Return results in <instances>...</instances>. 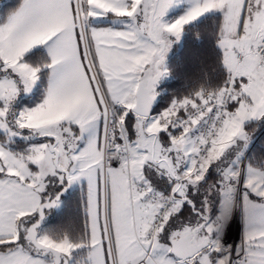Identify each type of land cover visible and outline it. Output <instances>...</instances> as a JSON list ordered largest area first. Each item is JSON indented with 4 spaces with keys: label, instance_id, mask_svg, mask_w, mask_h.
<instances>
[{
    "label": "snow or ice",
    "instance_id": "6c2138e0",
    "mask_svg": "<svg viewBox=\"0 0 264 264\" xmlns=\"http://www.w3.org/2000/svg\"><path fill=\"white\" fill-rule=\"evenodd\" d=\"M173 3L22 0L0 22V64L19 78L0 79V128L7 129L3 118L19 85L30 91L39 79L41 67L24 62L25 53L43 45L50 57L42 65L50 70L46 96L15 123L51 138L25 154L0 146V245H11L0 252V264H43L31 254L33 246L50 253L55 264H68L75 250L84 251L77 264H229V255H219L226 251L215 235L220 220L210 219L207 200L202 210L193 205L199 218L168 233V243L162 244L161 234L185 201L192 204L188 186L203 181L237 141L250 139L247 122L264 118V0H191L188 12L168 23L164 17ZM211 10L223 16L218 43L227 72L224 83L201 87L150 117L155 85L165 74L169 37L179 38L184 25ZM107 13L129 22L122 30L90 28V18ZM116 105L123 109L119 115ZM129 112L136 117L133 140L125 128ZM213 112L211 129L194 138L193 128ZM101 120L102 137L96 135ZM177 127L182 131L173 136L170 129ZM162 132L169 135L167 145ZM113 159L119 167L111 166ZM145 165L168 177V195L154 191ZM49 176L68 184L88 182L85 236L78 241L64 236L57 242L38 235L36 225L24 227L25 218L37 212L43 217V209L59 199H41ZM238 177L236 170L222 173L218 191L223 203L231 202ZM245 188L261 202L244 194L243 255L235 264H264V171L249 167ZM22 230L28 248L19 243Z\"/></svg>",
    "mask_w": 264,
    "mask_h": 264
},
{
    "label": "trees",
    "instance_id": "16d2710c",
    "mask_svg": "<svg viewBox=\"0 0 264 264\" xmlns=\"http://www.w3.org/2000/svg\"><path fill=\"white\" fill-rule=\"evenodd\" d=\"M21 3L22 0H2L0 2V22L9 13L18 8ZM221 24L222 17L220 14L207 13L199 19L184 25L180 43H174L164 55L163 63H165L167 78L163 81L160 80L156 87L157 100L153 109L154 113L168 109L174 101L192 96L201 87L216 88L224 83L227 72L222 63V50L218 45ZM23 59L24 62L33 67H41V72L38 74L39 79L35 85L34 92L28 97L18 98L13 101L14 105L11 109L14 110L10 111L9 118L12 117L11 112L15 113L24 106H29L40 100L47 87L49 69L42 67V65L50 62V57L42 46L39 45L30 49L25 53ZM231 107L233 105L230 104L228 108ZM119 112L121 111L116 109L117 115H119ZM180 114H183V111ZM133 121L134 115L129 112L125 119V128L130 137L135 133ZM245 131L250 137L248 140L249 144L253 143L250 145L246 164L253 168L264 169V118L247 122ZM5 140L6 135L0 133V141L4 142ZM42 140L46 139L40 138L35 141ZM29 142V140L20 139L8 140L5 148L12 153L25 154L28 152L27 146ZM214 172V169L209 168L205 179L195 186L191 185L187 191L188 198L198 210H202L201 206L205 199H208V183L214 181V178L218 176ZM148 179L153 181L154 184H158V190L156 191L159 193L168 195L171 191L172 183L168 179L156 178L151 175H148ZM64 185L65 181L56 183L52 181L49 188L41 193V199L43 200L48 195L54 196ZM213 195L211 216L216 211L218 200L214 193ZM86 203V188L84 186L70 187L66 195L60 197L56 207L45 212L43 224L37 230L38 235L49 236L57 242L64 236L73 241L80 240L85 236ZM177 217L179 218L178 222L183 225L194 223L196 222L195 219H197V216L192 213L186 201L180 211L175 214V218ZM36 218L37 214L35 213L27 222V226L35 221ZM19 243L26 248L29 247L24 239L23 232ZM6 247H11V245H0V251H5ZM31 254L34 255L32 249ZM81 256L83 258L84 251L76 250L73 253L72 260H76ZM44 259L50 260L48 256L44 257Z\"/></svg>",
    "mask_w": 264,
    "mask_h": 264
},
{
    "label": "rangeland",
    "instance_id": "374dc122",
    "mask_svg": "<svg viewBox=\"0 0 264 264\" xmlns=\"http://www.w3.org/2000/svg\"><path fill=\"white\" fill-rule=\"evenodd\" d=\"M1 1L2 0H0V2ZM183 2H187L186 3L187 6L185 8H182V10L180 12H177V10L180 9L179 6L183 7ZM188 3H189V5H188ZM190 7H191V0H174V3L172 4V6L169 8V10L167 12V13H170V14L166 15L164 17L165 22L170 23V16H173V15H175V17H173L174 19L171 22H174L176 19H179L180 17L184 16L188 12ZM95 18H98L96 20H98L99 22H110V24H112V25L120 24V25L124 26V28H125V25L129 22L128 18L116 17L112 13L98 15ZM199 18L200 17H198L197 19H199ZM172 37L174 38V42L175 43H180L181 37H182V33L179 36V38H177L175 36H172ZM163 68L165 70V74L162 75V78H161L162 81L167 78L165 63H163ZM5 77H9V78L16 79V80L19 79L16 76V74L11 72V70H8L7 72H5L3 70V66H0V79H3ZM36 83H37V81H36ZM36 83L33 85V87L31 88L30 91H25L23 89V85L22 84L19 85L20 91H19L18 95L14 98L13 101H15L18 98H22V97L24 98V97L30 96L34 92ZM13 101L10 104H12ZM22 109H23L22 112H24L26 110H31V108L29 106H24ZM20 113H19V115H20ZM183 115H184V113H183ZM12 117H13V122H11L9 116H8V118L6 120H4L5 121L4 123L7 125V129L6 128H0V133H3V134L6 135V140L4 142L0 141V146H4L5 147V145H7V141L8 140H13V139L29 140L30 142H29L27 147H28V151H30V149L32 147L48 142L47 140H42V141H38V142L32 141L31 140V135H30L29 132H27V131H25L23 129H19L18 127L14 126V125H16L15 122H16V119L19 116H12ZM98 126H99V123H98L97 127ZM8 130H11L12 132H16L17 134L16 135H11ZM38 134H39V132H38ZM127 136H128V133H127ZM128 138L130 139V136H128ZM117 142H122V141H119V139H118ZM252 144L253 143L249 144V142H248V145L245 147V149L244 148H243L244 150L242 149L241 153L239 154V159H238V162H237V165H236L237 166V170L239 172V177L237 178V182L235 183V192L232 195L233 213H232L231 217L229 218V220H230L229 221V226L231 227V234L229 235L228 243H227V245L224 248L227 251V254L230 257L229 264H235V262L243 255V253H242V251H241V249L239 247L241 245V243H242V232L241 231H236V229H237V223L238 222L241 223V215L245 217L244 221H245V224H246V213H245V209H244V194L247 193L248 196H249V199L252 200V201H255L257 203L261 202V198L260 197L255 196L247 188H245V181H246L247 176H246L245 179H243V177H244L243 176V170L245 169L246 166H247L246 167V173L248 174L249 165L246 164V157H247L248 151H249V149L251 147L250 145H252ZM229 155H232V154H229ZM116 161L117 160H115L114 164L116 163ZM30 167L32 168L33 171L37 170L35 165H31ZM255 169L260 170V171H264V169H258V168H255ZM52 181L54 183H56V182H60V179L57 176H49V177H47L46 180H45V190L44 191H46L49 188V185H50V183ZM219 182H220V180H218V183L215 184V185H219ZM70 187L73 188V187H77V186L75 185V183H72V184H70ZM86 194H87V198H88V186H87ZM207 196H208L209 200L205 199V198L204 199L207 200L208 202L210 201L208 203V209H209L210 217L213 218L215 213H216V211H215V213L211 216V211H212V207H213L212 202H213V199H214V197H213L214 195H213V193H211V194L208 193ZM255 197L258 200H254ZM222 201L223 200H221L219 205H218L219 212H218L217 216L214 218V220L219 219L220 220V224L223 223L226 220V218H227V216L229 214V205H228V203L225 204ZM215 210H216V208H215ZM225 238L226 237H220V242L222 241L223 245H224V242L226 240ZM74 252H76V250ZM238 253H239V255H238ZM72 258L69 259V264H77L78 261H82L83 260L82 256L79 257L76 260H72ZM46 261L48 262V264H51L50 260L46 259Z\"/></svg>",
    "mask_w": 264,
    "mask_h": 264
},
{
    "label": "crops",
    "instance_id": "0c3cea01",
    "mask_svg": "<svg viewBox=\"0 0 264 264\" xmlns=\"http://www.w3.org/2000/svg\"><path fill=\"white\" fill-rule=\"evenodd\" d=\"M187 2H183V7H181V6H179L180 7V9L179 10H177V12H180L181 10H182V8H185L186 6H187V4H186ZM188 5H189V3H188ZM207 13H218V14H220L221 15V17H222V19H223V16H222V13L219 11V10H211V11H209V12H206V13H204V14H202L200 17H202L203 15H205V14H207ZM170 13H167L166 15H169ZM173 17H175V15H173V16H170V22L174 19ZM96 19H98V18H95V17H92V18H90L89 19V26H90V28H94V29H112V30H122V29H124V26H122V25H120V24H118V25H112V24H110V22H99L98 20H96ZM193 22V21H192ZM169 39H170V41H171V43H170V46L168 47V48H170L175 42H174V38L172 37V36H170L169 37ZM218 45H219V43H218ZM40 46H42V48L47 52V48L45 47V46H43V45H40ZM36 47V46H35ZM34 48V47H33ZM47 54H48V52H47ZM0 66H3L2 64H0ZM49 76H50V70H49V73H48V80H47V87H46V91H45V93H44V95H43V97L40 99V100H38V101H36L35 103H33V104H31V105H29V107L31 108V109H34L35 107H37L40 103H42L43 102V100H44V98H45V96H46V92H47V88H48V85H49ZM161 78H162V76H161ZM161 78L159 79V81H158V83L160 82V80H161ZM158 83L156 84V86H155V96H156V100H157V92H156V87H157V85H158ZM13 103L12 104H10L9 105V108H8V112H7V114H6V116L3 118V122H5L4 120H6L7 118H8V116H9V113H10V111L12 110L11 108H13ZM232 108L233 107H231V108H229V110H232ZM116 109H119V111H123V109L120 107V106H118V105H116V106H114V111H115V113H116ZM153 109H154V107L152 108V111H151V113H150V117H156V116H158V115H160L163 111H165V110H163V111H161V112H159V113H154L153 112ZM14 110V109H13ZM12 110V111H13ZM22 110L23 109H21V110H19V111H16L15 113L14 112H11L12 113V116H19V113L20 112H22ZM121 112H119V113H121ZM132 113V112H131ZM133 115H134V121H133V126L135 125V123H136V117H135V114L134 113H132ZM117 115V114H116ZM180 115H182V114H180ZM10 120H11V122H13V117H11L10 118ZM15 127H17L16 125H14ZM135 129V128H134ZM23 130H25V131H27V132H29L30 133V135H31V140L32 141H35V140H37V139H40V138H44V139H46L47 141H50L51 139H49L48 137H45V136H41L40 134H38V131H32V130H29V129H23ZM73 130H74V132L76 133V134H79V129H78V127H76V126H74L73 125ZM103 130H104V122H103V120H101L100 122H99V126L96 128V135L97 136H100V137H102V135H103ZM182 131V129L181 128H174V129H170V132H171V134L173 135V136H175V135H179L180 134V132ZM89 134L88 133H85V138H87V136H88ZM135 136H136V131H135V133H134V135L133 136H131L130 137V139L129 140H133V139H135ZM160 139H161V142H162V144H165V145H167L168 144V142H169V135H168V133H164V132H162L161 134H160ZM37 142V141H36ZM83 144H84V141L82 140L81 141V147L83 146ZM248 145V142H245V141H237V143L236 144H234L231 148H229L227 151H226V153L224 154V156L219 160V161H217V162H215L211 167H210V169H214V171L216 172V174H218V176L217 177H215L214 175H213V177H215L214 178V181H210V183H208V193H214L215 194V196H217L218 197V200H217V206H216V213H215V215H214V217L213 218H211L210 217V215H209V211H208V215H209V217H210V219H212V220H214V218L217 216V214H218V212H219V209H218V205H219V203H220V201L221 200H223V197L220 195V193H219V191H218V189H219V186L220 185H215V184H217L218 183V180H222L221 178H222V173L225 171V170H227V169H232V170H236V171H238L237 170V162H238V159H239V154L241 153V151H242V149L244 148L245 149V147ZM243 149V150H244ZM229 154H232V155H229ZM226 155V156H225ZM225 157V158H224ZM119 164H120V161L117 159V161H116V163L112 166V167H114V168H116V167H119ZM247 167V166H246ZM246 167H245V169L243 170V179H245L246 178ZM249 167H251V166H249ZM214 172V173H215ZM144 175H145V178H146V180L151 184V186H152V188L154 189V190H158L157 188H158V184H154L153 183V181H151L150 179H148V175H151L152 177H161V178H166V179H168V177H166L165 175H163L162 173H160V172H158L157 171V169L156 168H153V167H149L148 165H145V168H144ZM168 181H169V179H168ZM237 182V181H236ZM235 182V183H236ZM75 183V185L78 187V186H84L85 188H86V190H87V186H88V182H87V180L86 179H81V180H79V181H76V182H74ZM191 187V185H189L188 186V189ZM189 200H190V198H188ZM202 200V199H201ZM254 200H258V199H256V197L254 198ZM187 202V201H186ZM188 203V202H187ZM189 204V203H188ZM192 204L194 205V203L192 202ZM228 205H229V214H228V216H227V218H226V220L223 222V223H221L220 225H219V227L217 228V231H216V233H215V235H216V237L220 240V237H226L225 239V242H224V248H225V246L227 245V243H228V240H229V235L231 234V227L229 226V218L231 217V215H232V213H233V206H232V199H231V202L230 203H228ZM189 207L191 208V211H192V213L193 214H195L196 216H197V219L199 218L198 217V214L195 212V211H193V209H192V207L189 205ZM180 211V210H179ZM35 214V213H34ZM33 214V215H34ZM33 215L31 216V217H33ZM31 217H28V218H25V221H24V227L26 228L27 227V222L29 221V219L31 218ZM178 217L177 218H175V215L169 220V223H168V225L166 226V230H165V232L164 233H162L161 234V242H162V244H166V243H168V241H167V235H168V233H170L171 231H174V230H176L177 228H179V227H181L183 224H180L179 222H178ZM197 219H195V220H197ZM244 219H245V217L244 216H242L241 215V223H237V229H236V231H241L242 232V240H243V236H244V232H245V221H244ZM22 232H23V230H22ZM21 232V233H22ZM221 243L223 244V242L221 241ZM0 252H3V251H0ZM219 255H228L227 254V251H225V252H222V253H220ZM33 256H35V257H38V256H36V255H33ZM38 258H40V257H38ZM42 261H43V264H48V262L44 259V258H40ZM52 264V263H51Z\"/></svg>",
    "mask_w": 264,
    "mask_h": 264
},
{
    "label": "water",
    "instance_id": "95a60500",
    "mask_svg": "<svg viewBox=\"0 0 264 264\" xmlns=\"http://www.w3.org/2000/svg\"><path fill=\"white\" fill-rule=\"evenodd\" d=\"M159 81V80H158ZM158 83V82H157ZM156 83V84H157ZM156 86V85H155ZM155 104H156V96H155V98H154V100H153V102H152V105H151V107H150V113H151V111H152V108L155 106ZM149 113V114H150ZM49 139H51L50 137H48ZM48 142H50V141H48ZM70 189V184H68V182L65 180V185L54 195V196H50V195H48V196H46L44 199H43V201H45V202H47V201H50V200H53V201H55V200H57V197H59V199H60V197L62 196V195H66V193H67V191ZM59 199H58V201H59ZM57 201V202H58ZM56 205H57V203L55 204V206H53V207H51V208H45V209H43V217H41V215H40V213L39 212H37L36 214H37V218H36V220L35 221H33L32 223H30L27 227H31L32 225H36V230H38V228H40L41 226H42V224H43V221H44V218H45V212L46 211H48V210H50V209H52V208H55L56 207ZM191 207H192V209H193V204H189ZM197 214H198V212L197 211H195ZM26 227V228H27ZM25 239V238H24ZM25 241L27 242V244L30 246V242L29 241H27L26 239H25ZM31 249L33 250V254L34 255H36V256H38V257H40V258H44V257H46V256H48L49 257V259H50V261H51V263L52 264H55V258L50 254V253H43L41 250H37V249H35L34 248V246L33 247H31ZM69 263V262H68Z\"/></svg>",
    "mask_w": 264,
    "mask_h": 264
},
{
    "label": "built area",
    "instance_id": "2783aa9c",
    "mask_svg": "<svg viewBox=\"0 0 264 264\" xmlns=\"http://www.w3.org/2000/svg\"><path fill=\"white\" fill-rule=\"evenodd\" d=\"M180 116H181V118H186L185 113H184V115L182 114ZM213 122H214V112L210 113L208 117H205L196 127L193 128V131H192L193 137L195 138V137H198L200 135L207 134V132L211 129V125ZM177 128H179V127H177ZM111 151H112V149H109V152H111ZM115 160H117V159H113L111 161V166L114 165ZM154 191H156V190H154ZM156 192H158V191H156Z\"/></svg>",
    "mask_w": 264,
    "mask_h": 264
},
{
    "label": "bare ground",
    "instance_id": "6f19581e",
    "mask_svg": "<svg viewBox=\"0 0 264 264\" xmlns=\"http://www.w3.org/2000/svg\"><path fill=\"white\" fill-rule=\"evenodd\" d=\"M242 199V198H241Z\"/></svg>",
    "mask_w": 264,
    "mask_h": 264
}]
</instances>
